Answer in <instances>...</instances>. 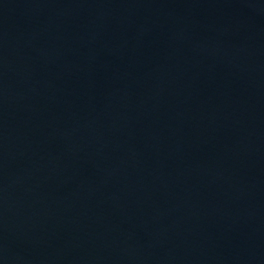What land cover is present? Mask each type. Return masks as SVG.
I'll return each instance as SVG.
<instances>
[{"label": "water", "instance_id": "95a60500", "mask_svg": "<svg viewBox=\"0 0 264 264\" xmlns=\"http://www.w3.org/2000/svg\"><path fill=\"white\" fill-rule=\"evenodd\" d=\"M0 264H264V0H0Z\"/></svg>", "mask_w": 264, "mask_h": 264}]
</instances>
